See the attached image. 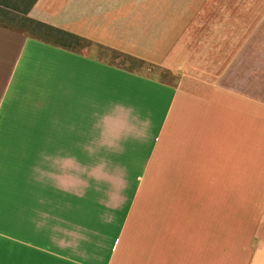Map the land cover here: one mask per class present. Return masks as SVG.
<instances>
[{"label": "crops", "instance_id": "crops-1", "mask_svg": "<svg viewBox=\"0 0 264 264\" xmlns=\"http://www.w3.org/2000/svg\"><path fill=\"white\" fill-rule=\"evenodd\" d=\"M213 6L36 0L39 33L0 27V264H264L254 22Z\"/></svg>", "mask_w": 264, "mask_h": 264}, {"label": "rangeland", "instance_id": "rangeland-1", "mask_svg": "<svg viewBox=\"0 0 264 264\" xmlns=\"http://www.w3.org/2000/svg\"><path fill=\"white\" fill-rule=\"evenodd\" d=\"M31 0H0V26L17 32H26L29 34L39 33L38 28L33 24L27 22L23 17V11L28 6ZM214 6L224 7L225 16H234L240 18L242 23L249 19V27L240 25V33L250 32L256 35L255 48H256V75L257 84H261L264 88V0H210ZM213 6V7H214ZM211 13H209V12ZM207 16L215 15V10L208 8ZM244 28V29H243ZM41 36V35H40ZM45 37V36H41ZM49 38V37H48ZM54 40L52 38H49ZM76 49H87L92 51L94 55L100 59H105L108 63L124 67L130 71L142 72L150 76H155L164 82H171L174 80L171 74L163 72L162 70L142 64L125 56L119 55L114 52L106 51L91 44L80 40L65 39ZM147 154V146H145L144 157Z\"/></svg>", "mask_w": 264, "mask_h": 264}, {"label": "trees", "instance_id": "trees-1", "mask_svg": "<svg viewBox=\"0 0 264 264\" xmlns=\"http://www.w3.org/2000/svg\"><path fill=\"white\" fill-rule=\"evenodd\" d=\"M36 0H31L30 1V3L28 4V6L25 8V10L23 11V15H26V12L29 10V8L33 5V3L35 2ZM1 28H5V29H8V28H6V27H2V26H0ZM127 58H129V57H127ZM131 59V58H130ZM132 60H134V59H132Z\"/></svg>", "mask_w": 264, "mask_h": 264}]
</instances>
